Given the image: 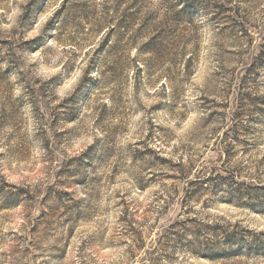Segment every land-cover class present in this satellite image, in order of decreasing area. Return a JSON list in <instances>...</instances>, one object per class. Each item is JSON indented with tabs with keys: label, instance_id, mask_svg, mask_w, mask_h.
Masks as SVG:
<instances>
[{
	"label": "rangeland",
	"instance_id": "obj_1",
	"mask_svg": "<svg viewBox=\"0 0 264 264\" xmlns=\"http://www.w3.org/2000/svg\"><path fill=\"white\" fill-rule=\"evenodd\" d=\"M0 264H264V0H0Z\"/></svg>",
	"mask_w": 264,
	"mask_h": 264
},
{
	"label": "trees",
	"instance_id": "obj_2",
	"mask_svg": "<svg viewBox=\"0 0 264 264\" xmlns=\"http://www.w3.org/2000/svg\"><path fill=\"white\" fill-rule=\"evenodd\" d=\"M99 72V71H98Z\"/></svg>",
	"mask_w": 264,
	"mask_h": 264
}]
</instances>
